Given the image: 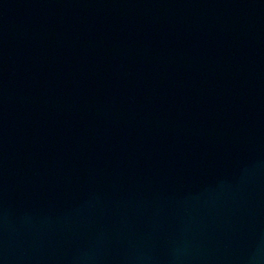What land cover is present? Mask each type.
<instances>
[{
  "label": "water",
  "instance_id": "obj_1",
  "mask_svg": "<svg viewBox=\"0 0 264 264\" xmlns=\"http://www.w3.org/2000/svg\"><path fill=\"white\" fill-rule=\"evenodd\" d=\"M0 264H264V0H0Z\"/></svg>",
  "mask_w": 264,
  "mask_h": 264
}]
</instances>
